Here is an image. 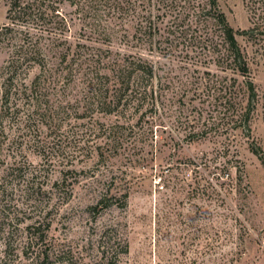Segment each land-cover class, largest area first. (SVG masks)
Returning a JSON list of instances; mask_svg holds the SVG:
<instances>
[{
  "label": "rangeland",
  "instance_id": "1",
  "mask_svg": "<svg viewBox=\"0 0 264 264\" xmlns=\"http://www.w3.org/2000/svg\"><path fill=\"white\" fill-rule=\"evenodd\" d=\"M208 2L63 0L66 26L40 46L56 67L66 39L81 70L33 89L41 66L23 67L7 101L4 67L29 38L0 42V264H264V39L238 37L239 73ZM217 4L250 27L243 0ZM139 57L155 102L109 113L105 65Z\"/></svg>",
  "mask_w": 264,
  "mask_h": 264
},
{
  "label": "trees",
  "instance_id": "2",
  "mask_svg": "<svg viewBox=\"0 0 264 264\" xmlns=\"http://www.w3.org/2000/svg\"><path fill=\"white\" fill-rule=\"evenodd\" d=\"M61 2L63 0L10 1L6 16L9 22L0 29V42H6L9 45L14 39H22L19 34H24L23 40L29 39L26 43L22 42L16 45L9 64L4 67L10 68L11 74L9 78H6L7 81L4 82V97L6 101L9 98V92L11 95L13 93L11 90L17 85L14 83L13 78L18 76L20 69V71L24 70L23 67H32L33 63H38L41 66V74L36 75L32 80L33 89H46L53 82L51 81L52 78H57L60 81L62 78L69 76L68 82H70L71 78H74L76 71L81 70L82 61H79L80 59L74 56L75 51L72 52L70 44L65 45L66 39L55 42L52 45L58 53V65L56 67L47 65L45 55L40 46V37H42L43 32L56 34L57 30L62 29L60 26H66L64 16L57 20L55 19L61 14L59 9ZM243 2L248 10L251 24L250 27L243 29H235L228 23L224 12L218 8L217 0H209L208 4L216 12L214 16L221 25L222 37L228 46V53L225 58L223 57L224 60L230 58V63L234 69L239 73L247 74L249 73V55L240 44L238 37L242 36L254 42L264 39V0H243ZM22 27L23 29H21ZM35 27L40 32L35 35L36 39H34L35 36L28 29L24 30V28ZM79 58H81V55ZM61 64L62 67L60 68ZM105 66L116 72L117 78H119V86L115 87L112 92L109 89L110 87L107 88L110 100L105 109L106 111L111 113L118 110L120 105L125 110L131 107H138V105L143 106L149 101L155 102L156 97L152 84L156 73L151 62L139 57L132 60L127 59L124 62L111 63L110 65L106 64ZM4 68L2 65L0 66V74L4 72ZM135 78L136 80H134ZM248 92L250 97L253 98L255 96L251 81L248 83ZM44 254L37 264H46L49 254Z\"/></svg>",
  "mask_w": 264,
  "mask_h": 264
}]
</instances>
